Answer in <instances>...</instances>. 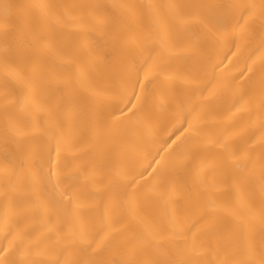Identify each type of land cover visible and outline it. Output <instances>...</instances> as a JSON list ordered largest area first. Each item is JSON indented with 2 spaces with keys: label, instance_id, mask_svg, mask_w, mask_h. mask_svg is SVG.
<instances>
[{
  "label": "snow or ice",
  "instance_id": "6c2138e0",
  "mask_svg": "<svg viewBox=\"0 0 264 264\" xmlns=\"http://www.w3.org/2000/svg\"><path fill=\"white\" fill-rule=\"evenodd\" d=\"M101 7L0 5L5 69L0 136L6 149L5 183L9 189L5 192V214L0 217V264H264V233L257 254L254 235L241 220L243 212L252 210L249 184L258 161L264 224V0L259 6L113 5L121 10V18L108 26L112 51L97 61L108 87L82 89L69 107L60 102L64 91L73 88L72 77H66L55 92L48 94L47 116L43 125L38 126L33 109L44 107L45 90L52 85L45 73L35 70L36 66L60 55L64 29L72 27L90 35L103 24L93 11L76 15L61 10ZM13 9L18 16L29 17L23 34L30 38L23 42L10 40L16 19ZM144 18L151 24L141 29L142 37L122 34V21ZM257 21L259 46L252 48ZM41 24L43 32L33 33V26ZM194 26L201 27L199 38L193 35ZM185 39L191 41L188 48L201 64L203 91L212 89L204 101L216 98L220 87L231 88L232 108L250 117L258 116V156L254 143L241 145L227 133L213 136L207 132L203 116L197 111L200 104L184 112L183 123L176 128L179 135L173 132L156 150V155L160 150L169 154L170 168L163 156L159 160L153 156L144 166L142 158L130 162L113 150L120 127L139 124L151 133L153 124L175 119L176 111L186 104L188 90L174 91L164 73V64L171 61L170 53ZM256 51H260L261 64L258 101L252 77L248 75L253 71L248 61L256 63L252 59ZM241 62L245 68L238 76L229 78L230 66L238 67ZM179 79L189 82L183 75ZM83 80V69L78 67L76 82L82 84ZM84 110L87 119L77 122L74 114ZM256 124L257 120H252L253 127ZM255 134L250 141L255 140ZM84 138L97 144L106 181L104 193H91L100 198L99 215L89 214L92 205L84 191L85 184L95 182V170L89 171L90 164L75 163ZM9 145L25 159L35 160V167L25 170V159L16 163L15 156L7 151ZM147 148L148 143L141 141L136 151L146 156ZM161 161L165 163L162 165ZM153 164L158 167H152ZM177 176L184 177V195L176 201L178 207L165 199V220L157 211L158 202L170 195ZM33 203L46 216L45 231L37 232L28 223ZM237 220L241 221L239 226L232 223ZM52 237L56 238L55 245L48 243ZM66 251H72L78 258L65 260ZM113 251L119 252L120 258H112ZM56 253V259H41Z\"/></svg>",
  "mask_w": 264,
  "mask_h": 264
},
{
  "label": "bare ground",
  "instance_id": "6f19581e",
  "mask_svg": "<svg viewBox=\"0 0 264 264\" xmlns=\"http://www.w3.org/2000/svg\"><path fill=\"white\" fill-rule=\"evenodd\" d=\"M5 3L8 4H19V5H30V4H51V5H100L101 8L91 10H73V9H62L64 12H72L79 15L80 12L93 11L103 21V24L97 28L96 31L90 35H84L79 30L69 27L62 31L61 41L59 45V56L51 57L45 65H37L35 70L37 72H43L46 78L51 83L52 87L46 89L44 96L45 99L42 101L44 107L39 109H33V116L38 126H42L47 116L45 108L47 104V96L50 92H55L56 86L68 76L73 79V88L71 90H65L62 102L66 106H71L75 103L76 99L82 94V89L91 88L95 90H103L108 87V80L100 73L98 64V58L105 53L112 51V37L110 35L109 27L115 21L121 18V10L112 7L113 5L119 4H158V5H169V4H183V5H194V4H255L259 6L261 0H0V5ZM12 15L15 17V21L10 33V40L13 42H23L24 39L30 38L23 34L25 25L29 22V17L25 14L17 15V10L13 9ZM24 10H22L23 12ZM195 11V10H193ZM259 8H257V12ZM33 14H35L33 10ZM151 24L148 18L142 20H125L120 24L122 34L125 37L135 35L137 38L142 37V28H147ZM256 38L252 41V48H258L259 46V22L256 25ZM33 33L40 34L43 32V25L33 26ZM193 35L199 38L201 35V27H193ZM4 43L3 36V9L0 8V127L3 124V105H4V81H5V69L2 64V48ZM191 43L190 40H182L170 53V63L164 64V73L170 79L173 90L179 92L180 90L187 89L189 97L186 104H182L176 111V118L170 121H163L158 124H153L151 133L148 129L142 125L135 124L131 127H120L117 132L115 141L113 142V150L118 154L124 155L129 158L132 162L137 158H142L144 166H147L148 162L151 161L152 157L160 159L161 156L165 157L166 161H169L167 167H171V158L168 153L160 150L159 155H156V150L160 147L164 139H167L169 135L176 132V128H179L183 123V115L186 110H191L196 104H200L201 108L197 111L201 112L205 121V130L213 136H220L227 133L228 136L235 142L241 145H248L254 143L256 147V154L259 155L260 147V134L256 129L258 128V116H249L245 112H238L232 108L234 101V95L231 88L220 87L219 94L216 98L210 99L208 102L204 101L205 97L209 96L208 91H203L202 85L203 72L201 64L193 52L188 48ZM147 55V52L144 53ZM260 51H256L252 59L256 60L255 64H252L251 60L248 61V66L252 67V73L248 75L252 77L253 86L255 88V95L257 101L260 95V70L261 64L259 61ZM167 55L165 60H167ZM235 61V58H233ZM227 63V61H225ZM83 69L84 80L83 83L76 82L77 68ZM231 73L229 78L239 75L240 70L245 68V64L241 62L238 67H231ZM185 76L189 79L188 83L179 79V76ZM163 78V77H162ZM239 83L240 81H236ZM194 90V92H193ZM13 99L10 97V100ZM74 119L79 122L87 119V110L74 114ZM252 120H257L255 127L252 125ZM187 125H185L186 127ZM255 132V140L250 141V137ZM176 135H179L176 132ZM187 135V134H186ZM151 136V138H150ZM175 139V136H172ZM183 139V137H182ZM141 141L148 143L146 149V156L142 153H137L136 149ZM171 141H169L170 143ZM179 143V141L177 142ZM175 147V146H173ZM5 145L3 138L0 136V217L5 214V192L9 191L8 186L5 183L6 169H5ZM7 151L15 156L16 163H19L20 159H25L23 154L16 153L12 145L8 146ZM76 155L79 157L75 161L76 164H90L89 171L95 170V182L87 183L84 185L85 195L87 196L89 203L92 205L90 208V215H99L101 209L98 207L99 197L92 196L91 193H104L106 190V181L104 180L103 170L100 168L98 159V146L90 138H84L80 142V148ZM165 161H161L163 165ZM35 160L25 159V170L29 167H35ZM152 167H158L153 164ZM259 162H255L256 174L250 178L249 191L253 194L252 210L245 211L242 214L241 220L243 226L249 230L255 238V245L257 254L260 250V240L262 233H264V224L261 222V205L262 198L259 191ZM167 171V168L164 169ZM151 171V169H149ZM183 176H177L173 179L172 191L166 198L159 199V212L161 218L166 220L165 215V199H167L172 206L178 207L176 201L180 200L184 195L183 189ZM248 192H245L247 195ZM151 203V200H149ZM32 214L29 217L28 223L31 224L37 232L45 231L44 223L46 216L43 211L35 207L34 203L31 205ZM110 211V210H109ZM115 216V214L113 213ZM152 217L150 216V219ZM232 223L240 225L241 221H232ZM116 227H120L119 224ZM63 233H61V236ZM2 238V233H0ZM50 244H56V238L48 242ZM134 241L129 240L130 245H134ZM62 245V241H61ZM44 246H42L43 248ZM112 258H120V253L113 251L111 254ZM58 253L52 256H42L41 259H56ZM78 257L72 251H66L64 253V259L72 261Z\"/></svg>",
  "mask_w": 264,
  "mask_h": 264
}]
</instances>
